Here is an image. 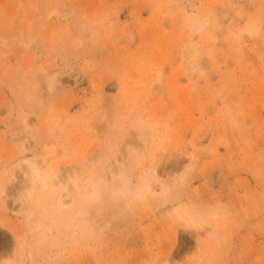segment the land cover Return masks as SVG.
Masks as SVG:
<instances>
[{"label":"rangeland","instance_id":"1","mask_svg":"<svg viewBox=\"0 0 264 264\" xmlns=\"http://www.w3.org/2000/svg\"><path fill=\"white\" fill-rule=\"evenodd\" d=\"M0 264H264V0H0Z\"/></svg>","mask_w":264,"mask_h":264},{"label":"bare ground","instance_id":"2","mask_svg":"<svg viewBox=\"0 0 264 264\" xmlns=\"http://www.w3.org/2000/svg\"><path fill=\"white\" fill-rule=\"evenodd\" d=\"M32 164L33 163H31L30 161H26V165H24L25 167L23 168V170H24V173H25L26 177H25L23 183L21 184V187L24 188V189L18 195L16 200L14 199V200L11 201V205L13 207L17 206L18 208H23V207L28 206V204L31 201H33L38 181H40L44 177V176L41 175V172L39 171V169L36 166H33ZM171 183L166 184V185L161 184V188H162V193L163 194H166L168 191H170L172 189V184ZM42 184L46 188L45 190H48L47 189L48 186H49L48 183L42 181ZM150 188H151L150 185H148L147 188H146V192L147 193H150ZM167 194H169V193H167ZM201 222L200 221H195V222H193L192 225L194 227H196V228H200V227L202 228L203 227L202 226L203 223L201 224ZM25 240L26 239L24 238V235L22 234V232H21V234H15L13 236L15 252H16V254L19 257L24 252V249H25L24 247L26 245Z\"/></svg>","mask_w":264,"mask_h":264}]
</instances>
